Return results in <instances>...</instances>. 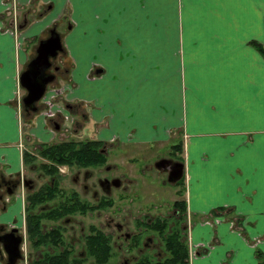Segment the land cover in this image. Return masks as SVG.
I'll list each match as a JSON object with an SVG mask.
<instances>
[{"label": "crops", "instance_id": "obj_1", "mask_svg": "<svg viewBox=\"0 0 264 264\" xmlns=\"http://www.w3.org/2000/svg\"><path fill=\"white\" fill-rule=\"evenodd\" d=\"M19 1L27 22L16 43L0 18L4 173L22 168L19 143L46 131L36 115L32 124L19 118L15 77L35 39L66 22L60 65L76 82L68 97L77 134L161 149L171 145L167 129L177 133L187 214L198 219L190 251L203 243L189 264H264V56L254 43L264 44V0ZM211 210L236 228L202 222Z\"/></svg>", "mask_w": 264, "mask_h": 264}, {"label": "flooded vegetation", "instance_id": "obj_2", "mask_svg": "<svg viewBox=\"0 0 264 264\" xmlns=\"http://www.w3.org/2000/svg\"><path fill=\"white\" fill-rule=\"evenodd\" d=\"M50 27L55 28L59 32V35L61 36V46L63 45V36L58 27L57 21L52 22L46 29L45 35L39 36L35 39L33 51L28 56V59L37 52L36 46L38 39L49 35ZM64 50L65 48L63 46V48L59 49L54 56L50 55V70H52L55 75L51 78V80L46 82V87L35 101L36 109H31L29 106L26 107L24 105L22 95L26 92L27 88L24 87L20 82V75L18 74L19 80L17 81L16 88H18L17 92L20 95V108L25 111L33 112V115L34 112H41L43 121L46 123L45 130H50L54 136L43 140V138L40 136L37 138H30V134L24 133L25 137H29L26 139L29 141L26 143H19V148L21 149V161H23L22 168H18L17 171L11 174L4 173V171L0 168V216L2 217L0 218V257L7 261L9 259L8 257L16 255L15 264H28V262H30L33 257L41 256L47 251H54L58 248L61 249L66 246L75 256H84V258L86 257L87 259L93 258L90 256L87 257L85 254V238L86 235L96 231L97 229L102 230V223L96 218H90V221L85 224H77V216L81 215L84 217L94 209H104L103 207L112 205L114 202L113 198L118 196L122 199L129 198L131 212L133 209H135V203L132 194L135 187V178L133 177V172L130 168L128 169V167L127 169H125V167L119 169V163L118 161H115L117 152H119V147H121L122 144L127 146L129 142L119 143L114 141L115 136L111 137L110 140L94 137L93 139L100 140L99 149L105 155L106 159L104 161L89 165L68 161L57 163V169L53 171L52 174L44 168L48 166L44 163L46 160L37 152L39 149L38 145L40 144L41 140L48 141L54 139H64L67 136L63 135V129H67L68 132H71V134H68V137L80 136L77 134L80 123L78 121L79 110L77 107V102L70 100L72 98L68 97V95L74 90L75 86L72 87L71 77H68V74L66 76L64 75V77H61L56 73L58 69H62L60 65L61 62L56 60L57 55L59 54L62 56L64 54ZM25 65L26 64H24V66ZM24 66L20 68L19 73L22 71ZM63 69L64 72L67 73L64 67ZM95 74L96 71H92V73L89 75L94 76ZM66 78H68V80H64ZM53 79L56 81V83L48 88V85ZM60 80H63V82L58 84L57 82ZM77 100L78 98L75 101ZM42 104L44 105V109L37 111L40 106H42ZM19 118L21 119V116H19ZM85 120L86 119L83 118V122ZM167 131L169 138L172 140L171 145L165 147V150H167L168 153L165 156L159 155L158 158L154 159V163H144L143 168L146 169L153 166L155 168L154 176H161L160 180L164 186L170 185L172 186V189H175V194L173 193L174 196L168 203L170 205V211L166 215H161L157 209L167 202L159 201L153 204L143 203L138 205L140 207L138 209L139 212H143L144 209L149 207L152 209L155 208L156 211L154 214L148 213L146 215H142L143 213L145 214V212H143L139 215H132L131 219L129 220L126 219L125 215H122L120 219L115 220L109 217L106 223L108 226L110 223H112L113 229L110 231L105 229L103 230H105V232L111 233L112 244L114 245L113 248L115 253V261L118 260L116 251H121L122 249L126 252V255H124V257L121 259L122 263L124 264H126L127 260L130 258H132L134 261L145 254H150L148 256L152 259H158V257L162 256L160 253L164 252L162 236L166 233L168 234L169 232H174L175 229H177L180 234L185 232L186 224L183 216L184 212H186V216H188L187 204L186 211L184 212L181 206L178 204L180 199L183 198L185 200L184 197H178L184 192L186 185L185 155H183L181 150L183 145L181 146V144L178 142V134H172L169 129H167ZM87 136L88 135L80 137L88 138ZM144 150H147L146 147H144ZM24 152L26 155V160L23 157ZM147 153L148 151H144L142 153L134 152L133 155L129 156V162L133 164L136 154H141L140 157L144 158L145 154ZM32 155L34 156L33 159L31 158ZM111 157L114 158L113 161L109 160ZM161 158L170 159L171 162L167 163L165 167H163V164L159 166L156 165L155 162ZM178 161L182 162L183 164L182 174L177 180L171 181L168 179L171 170L170 165L172 162L178 163ZM138 169L140 170V168ZM179 179L182 180L181 183H179ZM182 186L183 192H181ZM48 188H50L49 192H52L50 198L46 200L44 199L40 202L30 203L33 197H39L41 192L44 190L47 191ZM17 197L21 200V209H16L17 213H15L12 218H8L12 213H14L9 205L11 202L16 200ZM104 201L110 202L103 206ZM221 209L223 208H220V210ZM44 210L49 211L50 214L41 218V231H55L57 237L59 235V237L62 239V242L59 243L58 246H53L48 242L33 246V243L30 241L29 235L27 234L28 214L32 212L37 214L38 212ZM217 213V210H211L207 213L208 216L212 218L210 223L218 224V222L222 221ZM163 221L167 222V226L163 228L162 231L159 225ZM125 222L128 224L127 227L124 226ZM156 239H158V241L161 243L160 245L158 244L159 248L154 245V241ZM186 240L188 241L187 236ZM76 243L79 244L80 248L75 246ZM189 243L190 242L188 241V246ZM27 244L32 249L37 248L38 252L33 255H28L29 250L27 251ZM202 244L203 243L195 244V246L196 248H199V246ZM15 245L17 246L18 250L14 247ZM8 247H11L12 250ZM206 247L209 248L208 245H205V248ZM150 250L155 252L158 256H154L153 258V254H151L152 252Z\"/></svg>", "mask_w": 264, "mask_h": 264}, {"label": "rangeland", "instance_id": "obj_3", "mask_svg": "<svg viewBox=\"0 0 264 264\" xmlns=\"http://www.w3.org/2000/svg\"><path fill=\"white\" fill-rule=\"evenodd\" d=\"M3 1H5L8 5L11 2H13L12 0H3ZM14 1H15L14 3L16 5L17 12L12 11V13L10 15L6 14V17L0 15V18H2L1 19L2 24H3L2 29L5 30L6 32H8L9 34L13 35L14 41L16 43L17 40L20 39V37L22 38V27L25 26L24 24H26V22H27V20H26L27 17H26V13L24 12L23 5H21V2L19 0H14ZM0 2H1L0 7H3L2 3H4V2H2V0H0ZM33 14L34 13H30L27 16L30 15L31 17H33L34 16ZM57 24H58V27L61 31L64 30L66 28V25H67L66 22H62V21L59 23L57 22ZM60 59H61V55L58 54L56 60L60 61ZM68 72L69 71H67V73H65L64 69H61V70L58 69V71L56 73L59 74L58 76L64 77V75L65 76L67 74L70 75ZM15 78H16L15 86L17 87V81L19 80V77L16 76ZM54 79L48 85V88L51 87V85H53L54 83H56V81H54ZM64 80H68V78H66ZM62 82H63V80H60L57 83L61 84ZM75 84H76V82L71 78L72 87L76 86ZM50 94H52V93H50ZM40 109L41 110L44 109L43 104H42V106H40V108L37 111H39ZM35 115L37 116L38 121L40 123L43 120L41 112L40 113L34 112V115H33V112L25 111L22 109L21 113H20L21 119H23L24 122L29 121V123H31V124L34 122L36 123V121H37V118ZM28 117H30V119ZM23 120H22V122H23ZM84 122H85V125L87 126L88 123L86 122V120ZM62 132H63V135H66L67 137H68V134H71V132H68L67 129L66 130L63 129ZM48 134H51L50 130L44 131L43 135H41V138H43V140L51 138L52 136L49 137ZM87 134H88V136H87L88 138H90V139L94 138L93 134H91V133H87ZM113 136H115V135H113ZM145 147L147 150H144V147H142V145L128 144L126 146L125 144H122L121 147H119V149H118L119 152H117V156H116V160H115V161H118V163H119V166H120L119 169H121L123 167H125V169H127V167H128V169L130 168L133 172V177L135 178L134 179V182H135L134 186L135 187H134L132 194H133V200L135 203L134 204L135 209H133L131 212V206H130V199L129 198L122 199L121 197L119 198V196L116 198L114 197L113 198L114 202L112 205H108L106 207H103L104 209H99V210L94 209L93 211H90L87 216H84V217L81 215H78L76 218L77 224H82V223L85 224V223L90 221L89 220L90 218H93V219L96 218L99 222L102 223L103 229L110 231L111 229H113L112 223H110L109 226L106 223L108 221L109 217H111L112 219L115 220V219H120L122 215H125L126 219L129 220V219H131L132 215H139L143 212H145V214L143 213L142 215H146L148 213L154 214L156 211L155 208L152 209L151 207H149V208L144 209L143 212H139L138 209L140 207L138 205H141L143 203L153 204V203L159 202V201L160 202L164 201L167 203L162 205L157 210L160 212L161 215L168 214V212L170 211V205L168 203L171 200V198L174 196L173 193L175 194V192H174L175 189H172V186H170V185L164 186L160 180L161 176L160 177L154 176L155 175V168L153 166L150 168H146V169L143 168L144 163L145 164L154 163L153 162L154 159L158 158L159 155L165 156L168 153V151L165 150V148L158 149V148H155L154 146L153 147L145 146ZM144 151H148V153L145 154L144 158L140 157L141 154H136L135 159L133 161L134 165L129 162V156L133 155L134 152L142 153ZM113 159L114 158L111 157L109 160L113 161ZM138 168H140V170ZM138 173H140V174H138ZM137 178H138V180H137ZM179 180H180L179 183H181L182 180L181 179H179ZM181 192H183V186L181 187ZM184 193L185 192H183L179 196L178 195H175V196H178L179 198L184 197ZM128 194H129V192H128ZM103 206H105V205H103ZM15 209H18V210L21 209V200H19L17 203L14 204V209H12L14 211V213H12L10 216L9 215H6V216H9L8 218H12V216L15 213H17V211ZM222 216H223V218L220 216L221 220L228 222V226L230 227L229 228L230 230L234 229V227L236 228V225L238 223L235 222V219L232 218L233 221H232V219H230L232 217L231 215H225L224 214ZM183 217H184V221L186 224V228H185V232L181 233V234L184 237V239H186V236L188 238V233H187L188 230H190L193 223L197 222L198 219H193V217L189 216V214H188V216H186V212H184ZM17 218H18V216H17ZM209 220H212V218L210 216H208V214L205 217L201 218L202 222H206ZM206 223H204V224H206ZM124 226L127 227L128 224L125 222ZM237 228L240 232L242 231V229H240L239 227H237ZM243 236H246V234H243ZM158 244L160 245L161 243L158 241V239H156L154 241V245H156L157 248H159ZM75 246H77V248H80L78 243H76ZM27 248H28L27 251L29 250L28 255H31V254L33 255V254L38 252L37 248L32 249L28 244H27ZM197 249L198 248H196V246H194L192 253L195 254ZM150 251L152 252L151 254H153L152 255L153 258H154V256H158L152 250H150ZM163 254H164V252L160 253V255H163ZM116 255L118 256L117 264H124V263H122L121 259L124 257V255H126V252L123 249L121 251L117 250ZM146 255H150V254H146ZM153 260H156V258ZM189 260H191L190 257H189ZM133 262L134 261L132 260V258H130L127 260L126 264H133ZM82 264H98V263L94 262L93 258H90V259H87L86 261H84Z\"/></svg>", "mask_w": 264, "mask_h": 264}, {"label": "trees", "instance_id": "obj_4", "mask_svg": "<svg viewBox=\"0 0 264 264\" xmlns=\"http://www.w3.org/2000/svg\"><path fill=\"white\" fill-rule=\"evenodd\" d=\"M260 53L264 56V44L254 42ZM100 140L90 139L83 137H66L58 140L42 141L38 145V154L43 156L46 160L44 162L48 166L44 167L49 173L57 169V163L62 162H77L80 164H97L104 161L105 155L100 151ZM23 157L26 160L25 152ZM33 155L31 158L33 159ZM42 191L39 197L32 198L30 203L40 202L50 198L52 192ZM110 201H104L103 205L108 204ZM183 212L186 211L185 200L182 198L178 201ZM224 205L219 208H224ZM49 211H41L36 213H29L27 216V234L30 241L34 245L42 243H50L53 246H58L62 242V239L57 237L55 231H41V218L49 215ZM157 224V223H156ZM154 225V224H153ZM156 226V225H155ZM167 226V222L163 221L159 227L161 230ZM163 231V230H162ZM34 238V239H33ZM164 245V254L158 259L153 260L148 255L140 256L137 260H134L133 264H189V246L188 241L184 239L182 234L177 229L174 232L166 233L162 236ZM31 244V243H30ZM85 254L93 257L94 261L98 264H117L114 257V248L112 244L111 233L105 232V230L97 229L94 232L86 235L85 238ZM86 257L75 256L71 253L70 249L66 246L54 251H47L41 256L33 257L28 264H82Z\"/></svg>", "mask_w": 264, "mask_h": 264}, {"label": "water", "instance_id": "obj_5", "mask_svg": "<svg viewBox=\"0 0 264 264\" xmlns=\"http://www.w3.org/2000/svg\"><path fill=\"white\" fill-rule=\"evenodd\" d=\"M60 38L59 32L55 28L50 27L49 35L38 39L36 46L37 52L27 60L26 65L19 73L20 82L27 88L26 92L22 95V100L26 107L29 106L31 109H36L35 101L46 87V82L51 80L55 75L54 72L50 70V55L54 56L57 53L58 48L61 46ZM169 162H171L170 159L161 158L155 163L158 166L163 164V167H165ZM182 165L180 161H178V163L172 162L170 165L169 180L175 181L179 178L183 170ZM14 247L17 248L16 245ZM8 248L12 250L11 247ZM8 258L7 264H15L16 255Z\"/></svg>", "mask_w": 264, "mask_h": 264}, {"label": "built area", "instance_id": "obj_6", "mask_svg": "<svg viewBox=\"0 0 264 264\" xmlns=\"http://www.w3.org/2000/svg\"><path fill=\"white\" fill-rule=\"evenodd\" d=\"M13 2H11L9 5L5 2V1H3L2 0V2H4V8H3V11H5V13L6 14H11L12 13V11H15V12H17V10H16V5H15V1L14 0H12Z\"/></svg>", "mask_w": 264, "mask_h": 264}, {"label": "bare ground", "instance_id": "obj_7", "mask_svg": "<svg viewBox=\"0 0 264 264\" xmlns=\"http://www.w3.org/2000/svg\"><path fill=\"white\" fill-rule=\"evenodd\" d=\"M62 48H63V45H62V46H60V47L58 48V50H59V49H62Z\"/></svg>", "mask_w": 264, "mask_h": 264}]
</instances>
